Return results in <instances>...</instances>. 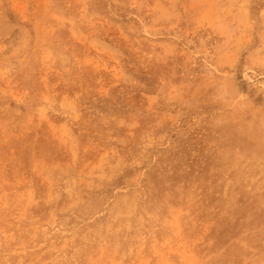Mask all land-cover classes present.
I'll list each match as a JSON object with an SVG mask.
<instances>
[{"label":"rangeland","instance_id":"374dc122","mask_svg":"<svg viewBox=\"0 0 264 264\" xmlns=\"http://www.w3.org/2000/svg\"><path fill=\"white\" fill-rule=\"evenodd\" d=\"M0 264H264V0H0Z\"/></svg>","mask_w":264,"mask_h":264}]
</instances>
